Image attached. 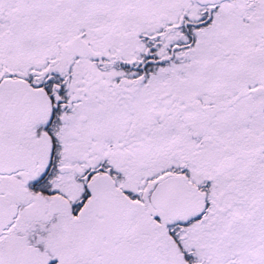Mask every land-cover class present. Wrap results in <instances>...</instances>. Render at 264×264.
Masks as SVG:
<instances>
[{
	"label": "snow or ice",
	"instance_id": "6c2138e0",
	"mask_svg": "<svg viewBox=\"0 0 264 264\" xmlns=\"http://www.w3.org/2000/svg\"><path fill=\"white\" fill-rule=\"evenodd\" d=\"M0 264H264V0H0Z\"/></svg>",
	"mask_w": 264,
	"mask_h": 264
}]
</instances>
